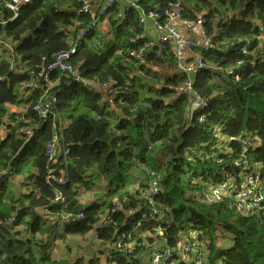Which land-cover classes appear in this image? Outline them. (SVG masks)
I'll list each match as a JSON object with an SVG mask.
<instances>
[{"label": "trees", "instance_id": "16d2710c", "mask_svg": "<svg viewBox=\"0 0 264 264\" xmlns=\"http://www.w3.org/2000/svg\"><path fill=\"white\" fill-rule=\"evenodd\" d=\"M90 1L99 25L72 58L82 82L53 73L58 102L42 120L33 112L41 93L32 82L76 44L93 17L80 12L82 0H0V41L14 45L12 53H0V170L11 169L0 185V264H152L164 248L181 260L186 239L206 264H264L259 218L241 214L231 196L206 201L228 179L239 191L258 169L264 186V0H220L225 12L200 0L195 11L209 9L210 48H194L206 66L195 76L180 69L171 44L138 38L146 31L142 13L177 0H141L140 9L129 11L117 4L104 16V0ZM231 11L239 15L230 18ZM10 59L21 63L17 70ZM190 81L191 96L182 92ZM58 114L71 153L49 163L45 146L58 131ZM49 175L68 182H49ZM153 180L159 192L147 200ZM57 194L65 206L52 203ZM153 208L156 220L148 219ZM91 232L105 245V260L52 258L66 236Z\"/></svg>", "mask_w": 264, "mask_h": 264}, {"label": "built area", "instance_id": "2783aa9c", "mask_svg": "<svg viewBox=\"0 0 264 264\" xmlns=\"http://www.w3.org/2000/svg\"><path fill=\"white\" fill-rule=\"evenodd\" d=\"M84 2L80 12L83 14H90L93 17V23L91 26L84 28L80 31L76 44L70 49L63 52L58 53L54 59L49 63L45 64L41 67V70L38 74V77L35 78L32 82V90L33 92H40V96L38 97L37 103L33 106V112L42 120H46L50 117L52 111L56 110L57 105V97L51 93L52 80L51 75L53 73H60L66 75L70 78H74L78 82H82L80 74L76 67L72 64V58L76 54L78 50V45L84 40V38L95 28L98 27L100 18L94 15L95 13L87 0H82ZM141 0H127L125 5V10L129 11L130 8L140 9ZM20 3V2H19ZM120 0H104L102 6L100 7V16L106 15L109 10L115 5L119 4ZM181 3H175L169 5L163 11H151L149 13H142V18L140 19L141 25L146 27L148 22H151L152 28L159 35V41L157 43L161 44H171L173 47V51L175 52L178 59H180L179 67L180 69L188 74L189 76H195L197 72L201 68H205V64L202 62L200 56H197V59L193 62H183L184 56L186 52H190L194 50L196 47V43L190 39L189 37L183 36L173 25L174 22H180L186 27L197 26L200 29L201 35L207 39L206 44L204 45L205 49L210 48V41L208 40L206 31L204 29L206 20L204 17L198 18L197 20H191L184 18L182 12L180 10ZM148 34L145 31L144 34H141L138 38L147 39ZM249 44V42H247ZM0 44L2 42L0 41ZM148 48V46H145ZM8 52L12 53V48L8 49ZM243 52L246 53V48H243ZM131 56H135V53H132ZM8 63L11 66V69L17 70V66L21 65L20 62L16 63L13 59L8 60ZM12 69V70H13ZM5 78L0 76V82H4ZM115 84L112 82L111 84ZM69 85V84H68ZM110 85V84H109ZM109 85H104L105 88H108ZM47 86L48 88H45ZM182 92L191 96V81L183 86ZM30 92H28V95ZM197 105H204L202 102L197 101ZM59 126L58 131L56 130L54 135L50 138V140L46 143V157L49 163L55 162L57 159L61 157H66L71 153V148L67 147L64 143L63 136L59 134L62 133L66 128V123H64L60 119V115L58 114ZM21 132H24L28 135L29 138L32 137V130L30 129H21ZM244 146H247V142H243ZM247 150V149H245ZM244 168H247L246 162H244ZM11 173V169L9 167L0 170V183L5 180ZM49 182L56 181L60 185H66L67 179L62 177L59 179L57 176L49 175ZM233 181L228 179L227 182L220 185L219 188L210 190L209 194L206 196V201L210 204L218 201L219 197L226 195L231 196L235 200V204L237 210L246 216H257L259 220L264 224V186L262 183L261 170L258 169L253 172L249 176H245L243 188L237 191V186L233 185ZM151 191L146 196L147 200L151 199V194L156 195L159 192V186L157 181L153 180L151 182ZM52 203L60 204L65 206L67 200L60 194H57L53 199ZM115 204L118 205L117 201ZM150 204L153 205L152 201ZM117 210H120L119 206H116L112 209L111 213H115ZM158 211L156 208L152 209V213L148 217L150 220H156V215ZM45 217L49 218L48 215L44 214ZM79 218H84L83 215H80ZM67 220V217L63 218ZM169 217H164V223H167ZM13 219H10L9 222L13 223ZM2 222H0V225ZM3 225V224H2ZM159 232H162L161 228L158 229ZM127 234H124L121 239L118 240L116 247L121 249L124 246L123 240L126 239ZM177 255L180 258L190 255L192 258V264H206L204 255L200 253L197 248H194L192 243L189 240H185L184 243L180 246ZM152 264H182L181 260L176 258V255L170 248H164L162 251L154 252L152 256Z\"/></svg>", "mask_w": 264, "mask_h": 264}, {"label": "rangeland", "instance_id": "374dc122", "mask_svg": "<svg viewBox=\"0 0 264 264\" xmlns=\"http://www.w3.org/2000/svg\"><path fill=\"white\" fill-rule=\"evenodd\" d=\"M196 1H199L198 3H199L200 6L202 5L200 3V0H196ZM210 1L213 2L214 6L219 8L221 11L225 12V10H223L220 7V4H221L220 0H210ZM202 7H203V5H202ZM203 10H209V9L208 8H204ZM238 15L239 14L235 13L234 17L238 16ZM12 47H14V45L10 41H3L2 44H0V53H2L4 50L8 51V49L12 48ZM4 134L5 133H2V135H4ZM137 175H138V173L134 174V177L137 176ZM131 179H133V177L129 178V180H131ZM59 247H61L62 250L57 251L59 249ZM103 250H105V245H101L96 240V238L94 237V232H91V233H89L86 236L69 235V236H66L64 239H62V241H60V245L59 246H58V244L54 245V251L52 253V258L59 259V260L68 259L69 263H71V262H74L79 257L90 258V257H94V256L98 255L103 260H105V256H104L105 254L103 255V254L100 253ZM147 259H149V254L144 253L141 256L142 262H146ZM7 264H10V263H7Z\"/></svg>", "mask_w": 264, "mask_h": 264}, {"label": "crops", "instance_id": "0c3cea01", "mask_svg": "<svg viewBox=\"0 0 264 264\" xmlns=\"http://www.w3.org/2000/svg\"><path fill=\"white\" fill-rule=\"evenodd\" d=\"M89 3L91 2L90 0H87ZM179 3H181L182 7L185 8L188 11H192L193 13H195L196 18H202L204 17L208 10H202L200 13H198L197 11H195V5L199 4V1L196 0H177ZM210 1V0H209ZM127 3V0H120L119 6L121 9H123L125 7ZM94 8H96V5H93ZM214 8H217L216 6H213ZM94 11H96V9H94ZM102 23V22H101ZM173 25L176 27V29L180 32L181 35L189 37L190 39H192L195 43H196V47L198 46H203L206 44L207 39H205L201 33H200V29L197 26H193V27H186L183 24H181L180 22H174ZM146 31L148 34V38L154 42H158L160 35L153 30L152 28V24L151 22H148L146 25ZM195 47V48H196ZM198 56V52L197 50H192L190 52H186L184 59L182 60L183 62H193L197 59ZM27 97V93L25 95ZM160 245V244H159ZM162 245V244H161ZM181 263L184 264H192V259L190 256L187 257H183L181 259Z\"/></svg>", "mask_w": 264, "mask_h": 264}, {"label": "water", "instance_id": "95a60500", "mask_svg": "<svg viewBox=\"0 0 264 264\" xmlns=\"http://www.w3.org/2000/svg\"><path fill=\"white\" fill-rule=\"evenodd\" d=\"M235 13L236 14H239V11H231L230 18H233Z\"/></svg>", "mask_w": 264, "mask_h": 264}, {"label": "bare ground", "instance_id": "6f19581e", "mask_svg": "<svg viewBox=\"0 0 264 264\" xmlns=\"http://www.w3.org/2000/svg\"><path fill=\"white\" fill-rule=\"evenodd\" d=\"M57 119V118H56ZM57 122V121H56ZM58 124V123H57ZM58 126V125H57ZM63 133V132H62ZM4 182V180L0 183V185Z\"/></svg>", "mask_w": 264, "mask_h": 264}]
</instances>
